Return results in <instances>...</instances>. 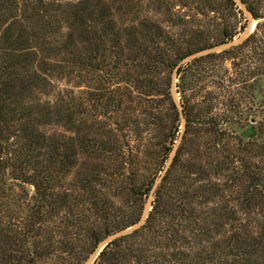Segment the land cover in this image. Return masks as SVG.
Masks as SVG:
<instances>
[{
  "label": "rangeland",
  "instance_id": "1",
  "mask_svg": "<svg viewBox=\"0 0 264 264\" xmlns=\"http://www.w3.org/2000/svg\"><path fill=\"white\" fill-rule=\"evenodd\" d=\"M79 1L0 0V264H264V0Z\"/></svg>",
  "mask_w": 264,
  "mask_h": 264
},
{
  "label": "trees",
  "instance_id": "2",
  "mask_svg": "<svg viewBox=\"0 0 264 264\" xmlns=\"http://www.w3.org/2000/svg\"><path fill=\"white\" fill-rule=\"evenodd\" d=\"M37 4H40V1L37 2ZM75 7H76L75 16H77V18H82L83 19V14H88V13L92 12L89 8L86 9L87 0L79 1V3L77 5H75ZM25 86H28L27 83H25Z\"/></svg>",
  "mask_w": 264,
  "mask_h": 264
}]
</instances>
